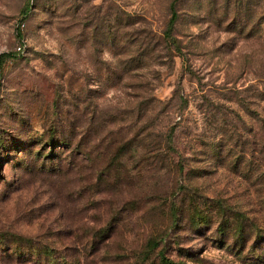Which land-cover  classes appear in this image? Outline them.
Segmentation results:
<instances>
[{
  "label": "rangeland",
  "instance_id": "rangeland-1",
  "mask_svg": "<svg viewBox=\"0 0 264 264\" xmlns=\"http://www.w3.org/2000/svg\"><path fill=\"white\" fill-rule=\"evenodd\" d=\"M255 224L264 0H0V264H264Z\"/></svg>",
  "mask_w": 264,
  "mask_h": 264
},
{
  "label": "trees",
  "instance_id": "trees-1",
  "mask_svg": "<svg viewBox=\"0 0 264 264\" xmlns=\"http://www.w3.org/2000/svg\"><path fill=\"white\" fill-rule=\"evenodd\" d=\"M28 12H29V9H28V7H26L24 10H23V14L24 15H27L28 14ZM176 18H177V12H176V10H175V2H173V4H172V16H171V19H170V21H169V26H168V29H167V31H166V36L167 37H170L171 36V33H172V30H173V28H174V25H175V22H176ZM18 36L21 38L22 37V34L20 33V32H18ZM59 137V136H58ZM57 138V137H56ZM58 141H60V139H57ZM247 216H244L243 217V219H241V221H240V225H239V235L241 236V238L244 240V241H246L247 240V235H246V222H247V218H246ZM255 227H256V229H258L257 230V232H258V235H259V237H260V239L262 238H264V226H258L257 224H255ZM153 246L154 247H156V246H158V242L156 243H154L153 242ZM163 253V252H162ZM161 264H179V263H176V262H174L173 260H171V259H169L168 257H166L165 255H164V253L163 254H161Z\"/></svg>",
  "mask_w": 264,
  "mask_h": 264
}]
</instances>
